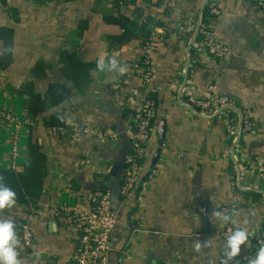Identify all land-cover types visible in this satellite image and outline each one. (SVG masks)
<instances>
[{
	"label": "crops",
	"instance_id": "1",
	"mask_svg": "<svg viewBox=\"0 0 264 264\" xmlns=\"http://www.w3.org/2000/svg\"><path fill=\"white\" fill-rule=\"evenodd\" d=\"M152 1L139 0V7L120 10L130 17L153 14L164 24L153 31L154 73L143 86L133 68L140 40L112 46L106 39L119 33L102 22L103 14H118L113 0H0V27L13 31L0 34V110L22 122L17 129L18 170L31 131L47 168L36 208L15 203L0 210V222L14 224L17 251L22 250L19 225L27 222L32 230L33 245L19 259L21 264H67L75 252L74 228L58 209L86 208L90 194L101 188L111 193L116 179L120 181L136 103L132 90L154 96L153 132L140 160L141 209L136 208V194L113 209L117 220L109 264H215L225 224L247 232L245 249L252 243L250 235L263 225L264 181L257 172L242 177L240 205L233 216L225 220L219 209L231 200L233 159L246 166L254 163L256 169L264 164V13L243 0H217L220 15L213 30L228 54L215 60L196 46L205 0H174L168 19L151 9ZM167 1L162 0L163 10ZM84 21L87 27L78 35ZM179 25L190 32L177 33ZM72 53L91 66L79 72L74 84L65 79L72 71L60 63L62 55ZM57 83L70 88L67 101L31 113L32 98L44 99ZM210 85L217 95L235 100L256 126L253 135L240 138L241 153L231 151L225 117L201 115L182 103L185 89L203 95ZM55 112L64 125L46 126ZM74 127L89 133L75 138ZM14 133V122L0 124V169L10 163ZM97 133L109 137L99 139Z\"/></svg>",
	"mask_w": 264,
	"mask_h": 264
},
{
	"label": "built area",
	"instance_id": "2",
	"mask_svg": "<svg viewBox=\"0 0 264 264\" xmlns=\"http://www.w3.org/2000/svg\"><path fill=\"white\" fill-rule=\"evenodd\" d=\"M264 13V0H243ZM207 15L201 18L197 23L198 38L196 46H200L205 52L215 60H222L228 54V49L220 44L215 36L213 24L220 15L217 0H205ZM174 7V0H168L166 4L168 14H164L165 19L169 18V10ZM187 25H179L175 31L179 34H187L190 32ZM146 40L140 47V54L137 62L133 64V68L138 70V77L143 86H146L153 77L154 69L151 65L150 50L151 39ZM136 103L133 107L131 116V125L128 129L129 152L125 159L121 174L119 194L122 201L134 198L136 208L141 209L142 202L139 199L141 194V158L143 156L144 147L151 137L153 126L151 120L155 111L154 101L146 95H140L138 91L132 90ZM182 103L191 110H195L201 115H221L227 120V132L232 152L241 153L240 138L253 135L256 126L251 120L249 113L240 108L235 100L224 95H217L215 87L210 85L205 94L197 95L193 90L185 89L181 95ZM232 113L234 119L228 118V113ZM4 121H12L15 123L14 141L11 148V160L8 168L12 171L18 170L17 155V129L22 124L21 120L8 112L0 110V124ZM72 135L87 134L89 130L85 127L71 129ZM109 137L107 133H97L99 139ZM246 166L242 160L233 159V165L230 172L231 200L219 209L222 217L230 218L239 208L240 184L242 177L258 173V176L264 181V164L259 163L257 169L254 163ZM153 174L155 171L152 172ZM59 212L64 215L74 228V236L77 245L75 252L70 256L67 264H109V255L111 253V235L116 224V213L111 205V194L109 190H105L100 195L90 194L88 196V207L84 206H68L61 205ZM238 229L233 228L230 224H225L221 230L222 248L216 258L215 264H236L239 260L253 261L257 258L259 247L256 242H263L264 246V222L251 235L252 241L250 248L245 249L242 244L237 255L231 256L232 248L230 239L234 236ZM20 238L22 241V250L17 251L18 259L28 255V250L33 245V233L27 222L19 225ZM254 249V252L250 250ZM21 264V263H20Z\"/></svg>",
	"mask_w": 264,
	"mask_h": 264
},
{
	"label": "trees",
	"instance_id": "3",
	"mask_svg": "<svg viewBox=\"0 0 264 264\" xmlns=\"http://www.w3.org/2000/svg\"><path fill=\"white\" fill-rule=\"evenodd\" d=\"M61 1L64 3H71L77 0ZM138 2L139 0H113V8L117 10L118 14L102 15V22L105 25L116 27L119 30L118 34H109L106 36L107 41L112 46H122L131 43L134 39H138L140 40L139 46L141 47L143 43L150 38L155 29L164 27L163 22L153 14L134 15L130 17L128 14L120 13L122 8H126L129 5H136L139 7L137 5ZM150 7L156 11L158 15H164L165 13L168 14L167 10H163L162 0H153ZM206 15L207 11L205 9L204 17ZM86 27L87 23L85 21L84 23H81L77 28L78 35L82 34ZM12 32V28L0 27V34L5 33L7 35H12ZM60 63L62 68H65L69 72L72 71V76L65 77V79L71 81V84H74V82L80 78L79 72H82L84 68H91L90 65L81 63L75 53H72L71 55H62L60 57ZM70 91V88L64 84L57 83L51 85L49 89H47L45 93L47 96L44 99H41L39 95H35L32 98L31 113L39 112L46 109V107H55L63 104L67 101ZM146 96L154 101L156 107L154 96L152 94H147ZM131 113L133 114V110ZM228 118L230 120L234 119L233 114L229 112ZM30 120H32L31 117ZM152 120L151 123H153ZM45 125L48 127L63 126L64 119L60 113L55 112L50 115V118L45 122ZM0 177H2V179H0V187L13 191L15 193L16 203H23L25 206L32 204L33 207L36 208L37 200L43 190V182L47 177V168L46 156L43 154L37 140L33 137L32 131L28 135L23 167L16 171H12L8 167L0 169ZM105 190L107 189L101 188L92 194L100 195ZM255 244L256 247H261L263 242L259 241ZM250 251L254 252V249H251Z\"/></svg>",
	"mask_w": 264,
	"mask_h": 264
},
{
	"label": "clouds",
	"instance_id": "4",
	"mask_svg": "<svg viewBox=\"0 0 264 264\" xmlns=\"http://www.w3.org/2000/svg\"><path fill=\"white\" fill-rule=\"evenodd\" d=\"M2 179V177H0ZM16 203L15 193L7 188L0 187V210L11 207ZM225 217V220H228ZM248 239L246 231L237 230L230 239L232 248L231 256H235L240 251V245ZM19 244L14 231V224L11 220L0 222V264H20L16 248ZM250 264H264V246H261L257 258Z\"/></svg>",
	"mask_w": 264,
	"mask_h": 264
},
{
	"label": "water",
	"instance_id": "5",
	"mask_svg": "<svg viewBox=\"0 0 264 264\" xmlns=\"http://www.w3.org/2000/svg\"><path fill=\"white\" fill-rule=\"evenodd\" d=\"M165 130V127H164V123L163 122H160L159 124V133L162 134ZM122 170V168H121ZM119 187H120V181L119 179H116V181L114 182V184L112 185V190H111V205H112V208L115 210L119 207L120 205V201H121V197H120V194H119Z\"/></svg>",
	"mask_w": 264,
	"mask_h": 264
}]
</instances>
